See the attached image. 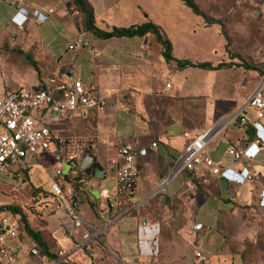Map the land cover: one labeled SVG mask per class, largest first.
I'll list each match as a JSON object with an SVG mask.
<instances>
[{"label":"crops","instance_id":"0c3cea01","mask_svg":"<svg viewBox=\"0 0 264 264\" xmlns=\"http://www.w3.org/2000/svg\"><path fill=\"white\" fill-rule=\"evenodd\" d=\"M85 2L97 30L108 33L152 24L170 41L175 60L205 63L193 61L188 52L196 29L203 28L201 21L190 12L198 19L191 18L190 23V10L180 0ZM68 3L0 0V53L4 50L25 59L22 72L32 78L25 85L27 91H36L39 82L56 76L68 84L79 81L85 89L95 91L101 102L69 121L45 116V127L65 145H53V152L37 154L32 167L23 170L29 172L41 164L42 155H54L60 162H66L70 167L66 176L57 170L62 175L63 191L72 195L69 181H77L78 206L87 207L86 217L80 215L93 228L106 227L102 242L88 249L78 248L61 223L50 221L63 206L59 202L58 207L53 195L38 230L51 234L61 256L74 255L79 263L85 261L84 252L88 251V257L95 259L94 264H221L226 220L252 203L264 219L260 206L264 192V120L259 138L262 148L255 159L235 163L227 155L229 147L240 149L255 140V131L249 123L244 125L239 121L218 127L204 152L217 167L236 172L247 169L257 179L236 185L211 175L208 170L202 175L205 182L188 173L169 177L184 148L240 110L252 94L242 102L236 82L219 81L215 75L219 71L177 70L165 62L161 47L149 33L141 37L103 39L85 32L82 15ZM50 9L54 11L52 14L47 12ZM19 10L33 19L22 28L11 22ZM37 14H42L45 20L37 22L33 18ZM81 35L87 38L89 47L69 50ZM12 91L24 90L0 89V100ZM243 116L247 121L256 118L251 109L245 110ZM122 146L131 149L141 171L131 198L134 210L127 215L118 203L115 179L114 162ZM86 156H91L93 161L85 168L87 172L77 176L72 170L82 172L79 166ZM17 171V167L12 168L5 179ZM55 172L49 173L47 192ZM164 182L166 195L151 199V194ZM151 227L152 233L157 231L154 254H151L152 235L148 231L140 232ZM20 240L29 242L21 236ZM224 264H237V261L231 257Z\"/></svg>","mask_w":264,"mask_h":264},{"label":"built area","instance_id":"2783aa9c","mask_svg":"<svg viewBox=\"0 0 264 264\" xmlns=\"http://www.w3.org/2000/svg\"><path fill=\"white\" fill-rule=\"evenodd\" d=\"M67 4L69 0H59ZM52 14L53 10H48ZM36 17V18H35ZM37 22L45 20L42 14L33 17ZM32 19L31 16L19 10L11 22L18 28L24 27ZM89 47V42L84 35L77 37L69 46L71 51H79ZM169 88V86H167ZM101 105L95 91L85 89L82 84L74 80L68 84L56 76L49 77L39 82L37 90L12 91L0 100V176H7L14 167L30 169L37 154L48 153L53 145L63 147L64 141L55 138L50 130L45 127V116L60 121H69L76 116L94 109ZM255 112V120L247 121L243 116L245 110ZM264 120V98L262 89H256L248 98L246 104L223 123L230 121L246 125L249 123L255 131L256 139L253 143L237 149L229 147L227 155L235 163L242 160H252L257 157L261 150L259 138L261 136V121ZM216 131V130H215ZM215 131L210 129L195 138L183 150L171 171L170 177L188 173L193 178H203L204 171L208 170L211 175L222 180L243 185L257 179V175H250L247 169L236 172L231 169H221L207 157L204 152L211 143ZM156 144L152 145L155 148ZM118 160L115 163V179L117 187V199L122 213L127 215L134 210L131 202L135 184L140 175V167L136 157L129 147L122 146L117 151ZM62 175L55 172L51 178L50 192L61 202L58 204L69 219L68 229L70 239L80 249H88L102 242L106 227L102 229L89 226L81 217L78 203L66 195L61 184ZM202 182H205L202 179ZM166 195L165 182L158 186L150 198ZM260 206L264 211V192L261 194ZM150 232L152 239L151 254L156 252V233L153 227L142 228L140 232ZM21 222L18 218L8 214L0 215V264H22L31 261L32 264H57L41 256L31 241L22 243L20 240ZM201 261L200 254L196 255Z\"/></svg>","mask_w":264,"mask_h":264},{"label":"rangeland","instance_id":"374dc122","mask_svg":"<svg viewBox=\"0 0 264 264\" xmlns=\"http://www.w3.org/2000/svg\"><path fill=\"white\" fill-rule=\"evenodd\" d=\"M194 2L205 16L222 23V32L228 37L229 46L228 50H225L226 42L220 34L219 26L196 29L192 45L188 49L191 59L196 62L212 61L213 65L220 62L247 64L257 71L229 69L216 72L215 75L219 81L236 82L242 102L258 88L264 93V0H194ZM188 12L190 23L191 18L198 21L190 11ZM24 61L22 57L1 51L0 89L29 90L25 85L30 83L32 78L22 72ZM50 151H54L53 147ZM42 158L45 161L41 159L42 163L30 170L31 181L28 178L30 171L20 168L13 177H8V180L0 176V209L8 206L21 209L34 229H38L39 223L45 219L44 192L48 185L49 173L59 170L66 176L70 168L66 162H60L59 157L54 155H42ZM65 160L69 162L70 159L66 156ZM90 193L94 195L91 191ZM79 207L82 217L85 218L86 205L81 204ZM2 214L4 213H0ZM50 221L61 223L63 229L68 230L70 227L69 219L62 210L51 217ZM226 222L221 249L224 258L221 264L229 263L231 257L236 259L237 264H264V219L254 203L237 210ZM88 254V251L84 252L87 257L82 263H79L78 257L74 255L61 256V261L70 264H94L95 259L88 257Z\"/></svg>","mask_w":264,"mask_h":264},{"label":"trees","instance_id":"16d2710c","mask_svg":"<svg viewBox=\"0 0 264 264\" xmlns=\"http://www.w3.org/2000/svg\"><path fill=\"white\" fill-rule=\"evenodd\" d=\"M183 5L190 10V12L201 21L203 28H212L214 26H219L221 29V36L225 40V50H228L229 46V40L228 37L222 32V23L219 20L210 19L207 16H205L199 9V7L196 5L194 0H180ZM69 7H74L77 12H79L83 17V30L85 32H91L95 34L98 37H101L103 39H109V38H120V37H141L147 33L153 35L159 46L161 47V55L166 63L173 64L177 70H184V69H200L204 71H221V70H229V69H245L247 71H257V69L247 65H238L233 63H218L217 65H213L211 62H205V63H195L189 60H175L172 56V45L170 41L166 38L163 31L152 25V24H145L140 27H131L128 29H120V30H113L111 32H101L97 30L93 25V15L92 11L85 2V0H70ZM263 75V74H262ZM262 95L264 98V93L262 91ZM254 139H256V134L254 136ZM88 153V152H87ZM72 171L77 172V176H81L85 172H87V169L83 170L82 172L73 169ZM196 180H199L202 182V178H194ZM72 185V195L71 199L77 203H79L77 199V181L76 180H70L69 181ZM45 197V208L47 207V204L53 199V196L50 192L45 191L44 192ZM46 210V209H45ZM0 213L8 214L13 217L18 218L22 223L21 228V238L24 240H29L35 244L36 250L39 252L41 256H44L47 260L51 262H59V264H70L65 261H61V254L60 250L57 247L54 239L52 238L51 234L34 229L30 226L26 215L22 212L21 209L13 206H8L5 208L0 209Z\"/></svg>","mask_w":264,"mask_h":264},{"label":"water","instance_id":"95a60500","mask_svg":"<svg viewBox=\"0 0 264 264\" xmlns=\"http://www.w3.org/2000/svg\"><path fill=\"white\" fill-rule=\"evenodd\" d=\"M223 124V121L218 123L216 126L210 129L211 132L215 131L218 127H220ZM262 147V144L260 145ZM93 161V158L91 156H86L84 160L82 161L81 165L79 166L80 170H84L87 168ZM74 166V165H72Z\"/></svg>","mask_w":264,"mask_h":264}]
</instances>
